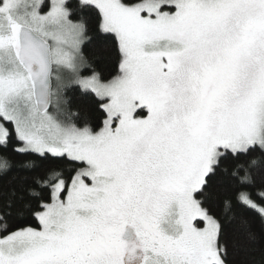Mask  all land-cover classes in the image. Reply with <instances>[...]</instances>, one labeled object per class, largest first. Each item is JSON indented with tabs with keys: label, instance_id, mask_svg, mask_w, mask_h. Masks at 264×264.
Here are the masks:
<instances>
[{
	"label": "snow or ice",
	"instance_id": "snow-or-ice-1",
	"mask_svg": "<svg viewBox=\"0 0 264 264\" xmlns=\"http://www.w3.org/2000/svg\"><path fill=\"white\" fill-rule=\"evenodd\" d=\"M0 264H264V0H0Z\"/></svg>",
	"mask_w": 264,
	"mask_h": 264
},
{
	"label": "trees",
	"instance_id": "trees-1",
	"mask_svg": "<svg viewBox=\"0 0 264 264\" xmlns=\"http://www.w3.org/2000/svg\"><path fill=\"white\" fill-rule=\"evenodd\" d=\"M111 71H112L111 69L108 70L109 73H110ZM109 78H111L110 75H109ZM68 95H69L73 100H75L76 102H80V100H81V97L79 96V94H78L77 92L69 91V92H68ZM90 116L92 117L91 122H92L93 124L98 123V121L96 120V117H95V113H94V112H91V113H90Z\"/></svg>",
	"mask_w": 264,
	"mask_h": 264
}]
</instances>
